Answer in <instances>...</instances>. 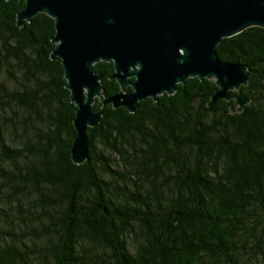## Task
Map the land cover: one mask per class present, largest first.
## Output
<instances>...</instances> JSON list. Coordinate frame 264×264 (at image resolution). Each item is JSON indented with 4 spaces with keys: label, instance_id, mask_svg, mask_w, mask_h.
<instances>
[{
    "label": "trees",
    "instance_id": "trees-1",
    "mask_svg": "<svg viewBox=\"0 0 264 264\" xmlns=\"http://www.w3.org/2000/svg\"><path fill=\"white\" fill-rule=\"evenodd\" d=\"M25 6L0 0V264H264V28L218 47L249 68L243 111L190 78L134 113L105 106L78 164L55 19L21 25ZM95 70L121 90L113 62Z\"/></svg>",
    "mask_w": 264,
    "mask_h": 264
},
{
    "label": "water",
    "instance_id": "water-1",
    "mask_svg": "<svg viewBox=\"0 0 264 264\" xmlns=\"http://www.w3.org/2000/svg\"><path fill=\"white\" fill-rule=\"evenodd\" d=\"M20 1L26 2L19 13L21 25L41 13L55 19L52 57L62 60L78 107L72 150L78 164L89 159L88 130L101 123L105 106L134 113L149 98L175 94L190 78L217 82L213 103L234 98V110L243 111L252 101L240 92L250 83L249 68L222 61L218 47L251 27L264 28V0ZM102 61L115 64L112 79L121 86L111 96L105 94L104 75L95 70Z\"/></svg>",
    "mask_w": 264,
    "mask_h": 264
},
{
    "label": "flooded vegetation",
    "instance_id": "flooded-vegetation-1",
    "mask_svg": "<svg viewBox=\"0 0 264 264\" xmlns=\"http://www.w3.org/2000/svg\"><path fill=\"white\" fill-rule=\"evenodd\" d=\"M133 80H134V79H133ZM129 87H131V86H129ZM129 87H128V88H129Z\"/></svg>",
    "mask_w": 264,
    "mask_h": 264
}]
</instances>
